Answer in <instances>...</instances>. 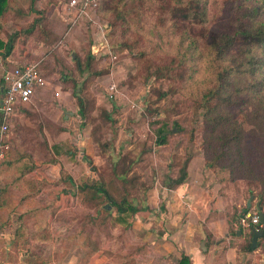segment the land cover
<instances>
[{"label":"trees","instance_id":"trees-1","mask_svg":"<svg viewBox=\"0 0 264 264\" xmlns=\"http://www.w3.org/2000/svg\"><path fill=\"white\" fill-rule=\"evenodd\" d=\"M14 0H0V36L5 31L2 21L9 12L24 10L15 4ZM218 3L223 9L221 17L209 15V8L212 4ZM95 11L105 15L109 26L113 29L123 31V47L134 52V57L140 61H146L147 54L136 49L138 41L133 44L129 42V35L144 30V21L151 11L154 27L162 29L164 34L161 37L174 38L173 56L166 65L155 63L156 73L160 77H174L178 67L183 73L180 75L183 83L188 81L187 91L189 98L196 104L195 110H202L198 113L203 118L205 128L203 134L208 135L207 141L202 144L204 164L210 169L218 182L223 186L231 187L236 194H243L246 199L253 197L255 203L264 213V174L257 178L258 182L249 179L247 175L234 177V172L244 165L253 174L254 169L251 163H246V149L249 146L245 134L248 133L244 124L239 122V116H243L244 109L250 103L254 105L253 130L262 135L264 145V0H96L92 5ZM34 12L38 14L26 26L19 28L14 33H4L7 36L5 43L0 37V55L10 54L15 41L23 36L34 35L37 30L43 31L44 19L40 10L29 9L28 13L22 11L21 18ZM46 21V20H45ZM44 32V31H43ZM47 35L46 32H44ZM170 42V41H169ZM168 42V43H169ZM1 50H4L5 54ZM135 51L139 52L138 54ZM84 65L79 64L81 71L90 68L92 57ZM142 62V61H141ZM150 64L147 62V67ZM41 68V65L39 64ZM162 70L166 72L162 73ZM202 71L201 77L195 80V76ZM153 73V72H152ZM151 73V74H152ZM169 73V74H168ZM3 84V83H2ZM192 86V87H191ZM199 88L193 92V87ZM172 89V88H171ZM178 88L172 90V93ZM167 92H162V98ZM231 107V111L222 115L221 107ZM88 105H81L84 117L87 114ZM262 110V111H261ZM152 117L156 116V110H149ZM231 112V114H230ZM227 115V116H226ZM231 115V116H229ZM162 119L156 116L151 123L159 124ZM229 122V124H228ZM176 130H184L175 122ZM219 133L211 138V134ZM173 132L164 123L157 132L156 144L166 141L167 135L164 132ZM189 141L193 142L194 130H189ZM7 141V140H6ZM212 142L217 144L213 147ZM40 146V147H39ZM39 150H46V144H39ZM33 148H35L33 146ZM263 152L258 163L264 166V147L258 149ZM152 142L145 140L143 152L137 159L123 154L114 163L112 177L107 182L104 176L98 172L96 166L92 165L97 178L92 183H84L77 186V193H85L86 201L95 209L97 214H102L104 223L110 224L114 229L128 230L132 226L136 209L129 201V191L122 184L134 167L142 170L151 162ZM30 156L26 151L11 146L0 160V175L5 180V186L0 187V220L6 226L12 212L21 210L16 216L17 226L13 230L11 245L17 246L18 240L25 238L35 242L45 243L50 241V234L46 225L27 227L23 222V215L31 213L36 219L44 218V213H53V202L46 205H39L35 201L37 191H24V186L32 184V180H26V174L35 169L34 164L23 162V158ZM236 157V163L229 168L224 160ZM191 156L186 157L178 166L175 177L167 174L166 180L169 188H175L183 183L186 177V169ZM244 166V167H245ZM251 166V167H248ZM5 175V176H4ZM241 180L242 185L236 184ZM13 181H18L20 188L25 193L17 196L15 205L9 206L3 199V195L12 188ZM137 179L132 178L133 186ZM231 184V186H229ZM90 195V196H88ZM55 211V210H54ZM93 219V218H92ZM264 230V223L262 225ZM251 231L252 229H248ZM261 242L264 241V234ZM244 251L252 250V233L242 246ZM182 264L188 263L186 256L182 257Z\"/></svg>","mask_w":264,"mask_h":264},{"label":"crops","instance_id":"crops-1","mask_svg":"<svg viewBox=\"0 0 264 264\" xmlns=\"http://www.w3.org/2000/svg\"><path fill=\"white\" fill-rule=\"evenodd\" d=\"M67 1L69 0H59L58 7L51 12L59 25L65 24L58 18L61 16L60 19L63 18L66 21ZM23 9L28 13L29 9L32 10V4ZM90 13L89 8L87 14L81 19H84L86 15L89 18ZM23 17L21 21L28 19L31 22L33 19L30 13ZM0 37L5 43L7 42L5 34H1ZM32 38L33 35L27 38L19 37L10 54L4 57L0 55V97L3 74L18 65L35 61L29 60L31 57L28 46L30 45L26 44ZM96 38L98 39L96 43L102 42L105 48L99 53L91 51L89 56L97 62L100 57L105 56L108 60H113L112 63L109 61L111 64L109 70H105L103 75H100L108 81V90L106 89L105 94L109 96L111 85L114 84L116 87L113 96L108 97L111 99L110 102H103V99H97L94 96L90 91V82L86 81L90 73L89 68L82 72L77 64L76 77L68 75L67 81L62 82L61 86L56 85L55 88L48 85L38 87L32 99L28 103L18 104L13 113L18 123L17 140L19 144H22L27 137L24 131L26 121L29 120L33 126L30 128L28 144L35 148L30 152V156L23 158V162L34 164L35 169L28 172L26 177L41 185V190L40 192L36 190L35 197L49 190L45 187H58L50 198L53 204H56L59 198L63 199L66 196L76 197V199L81 196L84 199L87 194L77 193V186L95 181L97 175L92 165L96 166L98 172L101 173L99 161L102 157L108 159L110 173L108 177L101 174L107 182L112 177L114 163L125 152L122 154L119 152L116 141L113 145L110 143L112 141L99 142L94 136L95 129L101 130L108 124L118 133L126 126L124 132L130 139L141 135L134 127V122H136L134 115L118 117L114 114L116 104L120 108L125 106L128 112L143 111L142 104L127 94L119 93L115 75L116 64L107 50V40L103 33L101 36L97 35ZM1 51L5 54L4 50ZM30 52L32 53L31 50ZM114 55L116 56L115 52ZM102 62L105 60L103 59L101 64ZM93 77L99 78V75H93ZM119 99L121 101H117ZM99 101L102 102L103 108L97 105ZM82 104L88 105L87 114H89L86 117L81 111ZM97 110L99 111L98 119L102 124L96 128L95 122H90V116L93 114L96 121L94 112ZM12 119L13 116L10 125H12ZM164 123L169 124L164 120L159 124L149 121L148 125L151 128H148L149 132L145 133V137L142 138L143 143L145 140L152 142L150 164L143 170L138 166L134 167L130 174L124 180L122 179V184L129 191V201L137 210L131 228L139 232L140 239L146 237L147 240L141 243L145 244L148 249L147 262L142 264H182L183 256L188 258L186 264H264V241L261 242V238H258L257 246L251 251H244L242 247L251 231L238 224V209L247 205V200H244L242 194H236L231 187L223 186L218 182L214 173L205 167L202 152H192L191 147L186 145L184 158L186 154L191 156L186 169V177L183 183L175 188L167 186L169 182L166 180L167 174L170 173L175 177L178 166L183 161L178 162V154H182L183 148L180 146L181 142L176 143L175 137L184 138V135L182 130L165 131L163 134L167 135L166 141L156 144L157 132ZM87 126L92 127L89 133L80 131ZM43 143L46 144L47 149L39 150L38 145ZM143 143L140 150L132 156L133 159H137L143 152ZM79 144L81 146H77ZM155 154L158 160H154ZM132 178L137 179L134 186ZM28 186L32 185L28 184ZM11 189L22 191L18 181H13ZM35 201L37 202L36 199ZM251 204L255 203L252 201ZM20 212V209L16 211L18 215ZM13 214L14 212L11 214L12 217ZM23 218L33 219V226L29 228L44 225H36L38 219L29 212L25 213ZM22 240L19 239L18 242Z\"/></svg>","mask_w":264,"mask_h":264},{"label":"rangeland","instance_id":"rangeland-1","mask_svg":"<svg viewBox=\"0 0 264 264\" xmlns=\"http://www.w3.org/2000/svg\"><path fill=\"white\" fill-rule=\"evenodd\" d=\"M14 2V6L16 4L21 8L29 7V5L32 4V8L42 12L44 19L43 31L46 32L47 35L39 29L33 35V38L30 41L28 40L26 44L30 45V47L28 46L29 55L31 57L29 60L38 61L41 65V71L46 81L45 85L55 88L56 85L61 86L62 82H66L68 75L72 77L74 75V77H76L77 64L84 65V62L90 59L86 57L91 55V47L98 41L96 37L97 35L101 36V33H103V36L107 40V50L116 53L114 63L116 64L115 75L119 93L124 95L127 94L134 100L137 99L141 102L143 111L128 112L125 106L120 108L118 104H116L117 106L114 110V114L118 117L134 115V119L136 118L134 127L139 130L141 137L136 135L135 138L133 137V139H130L124 132L127 128L126 126L122 128L121 132L117 133L114 131V128L106 124L101 130L95 129L94 131V136L99 142L112 141L110 143L113 145L116 141L118 142L117 149H119V152L121 154L125 152L124 154L132 157L142 147V138L145 137V133L149 132L148 128H151L148 125L149 121L154 120L155 117L158 116L160 119L169 123V128L174 129L175 122H177L178 125L184 129V138L175 137L176 143L181 142V144H179L183 148L181 151L182 154H178V162L184 160V150H187V148H185L186 145L191 147L192 152L203 151L202 144L204 143V139L206 143L207 137L209 136L203 134L205 124L203 118L198 115L202 110H195L196 104L189 98V94H187L188 81L183 83L181 80L180 75L183 71L177 67L175 75L172 78L155 75L157 70L155 63L160 64V66L166 65L173 56L177 55H175V48L173 46L175 39L170 37L168 40L167 37H161L164 31L154 27L151 11H149V15L143 19L145 24L144 30H140L136 34L128 36L129 42L132 44L138 41L136 49L144 51L147 54L145 59L150 64V66L147 67L146 61L141 60V62L137 57H134V52L123 47V31L121 29H113L109 26L107 17L91 7L89 18L86 15L84 19L79 17L74 22H67V20L65 21L63 18L60 19L61 16H59V21L65 23L59 25V22L56 21L57 19L54 18L51 13L58 7L59 0H14ZM222 9L223 8L218 3L212 4L209 8V15L212 19L214 17H221L223 15ZM16 11L17 13L9 12L8 15L5 16V20L1 22L5 34L14 33L19 28L26 26L29 22L28 19H23L24 21H21L22 18L20 16L24 10L20 9ZM30 14L31 18L38 15L34 12ZM70 32L71 35H69ZM135 53L138 54L139 52L135 51ZM72 55H74V57H72ZM103 59L105 62L101 64ZM91 61L92 64L89 68L90 73L86 80L91 84L90 91L97 99L101 98L103 102H110L111 99L108 98V94L106 93L107 96L105 94L108 81L106 78L103 79L100 75H103L102 73L105 70H109L111 66L109 61L112 63L113 60H108L105 56L104 58L100 57L98 62L93 58ZM164 72L166 71L162 70V73ZM201 74L202 71H200L194 79L198 80ZM93 75H99V78L93 77ZM175 88H178V91L172 93V90ZM198 88L199 86H194L193 92ZM161 91L167 92L162 98L159 97ZM103 94H105V96ZM117 101L121 100L119 99ZM97 105L101 108L102 102H97ZM151 109L156 110L155 117L150 115L149 110ZM254 109V105L250 103V105L244 109L243 116H239V122L244 124L246 130H248L245 137L247 136L246 142L249 146L246 149L247 154L246 156L244 155V159L246 163H251L252 161L251 165L253 167H248L254 169V172L250 174V171L245 165V167L243 166L238 169L236 166L234 169L238 172H234L233 175L234 177H238V179L247 175L249 179L258 182L257 178L263 179L262 174H264V166L258 163V159L263 152H259L258 149H262L264 145L262 144L263 137L259 134L260 132L256 133V131H251L253 130V123L255 122L254 113H252ZM220 110L222 111L221 114L224 115V112L231 111V107L223 106ZM98 112V110L94 112L96 121L93 114L90 116V122H95L94 124L97 125L96 128L102 124L101 120L98 119ZM12 121V125H10L6 135L9 149L11 146H15L20 148V151H26L30 154L32 150L34 151L32 145L28 144L31 134L30 128L33 127L32 124H30L29 120L26 121L24 131L27 137L22 144H19L17 140L18 123L14 115ZM90 127L91 126H87L80 131L89 133ZM189 130L195 131L193 132V135H195L193 142L188 140L190 134ZM218 133L219 130H217L215 134H211V138H214ZM216 144V142H212L213 147ZM77 146H81V144ZM102 151L104 152L103 149ZM156 159L158 160L157 154L154 155V160ZM236 159V157L232 156L229 160H224V162L231 168L235 165ZM99 165L101 173L108 177L110 173L108 159L102 157L101 161H99ZM4 179L2 175H0V187L5 186ZM25 179L28 181L32 180L28 177ZM32 181V186L29 187L27 183L24 186V191H28L30 188V191L35 189L40 192L41 185L36 184L34 180ZM236 184L241 187V180H238ZM229 186H231V184ZM45 188L49 190L35 197L37 202L41 203L42 206L50 202L51 196L54 195L53 191L58 189V187L55 188L53 186ZM24 191L12 190L11 188L8 189L3 195V199L8 204V209L9 206L15 205V202L18 201L17 196L23 195L25 193ZM86 200V198L82 199L81 196H79V199L68 196L63 199L59 198V201L53 206V209L56 210H53L51 214L50 212L44 213L42 215L44 218L37 220L36 225L44 224L48 227L51 238L49 239L50 241L45 243H38L22 238L23 240L19 241L17 246H12V233L18 224V221L15 220L17 213L15 212L13 217L11 216L6 226L2 224L3 217L0 220V264H142L147 262L146 255H148V249L145 244H141L143 241H147L146 237L140 239L139 232L132 230V228L128 230L120 228L114 229L110 224L104 223L102 214H97L90 203L87 204L89 199L88 201ZM244 200L248 201L249 199H246L244 196ZM35 220L36 219H34V221ZM23 222L28 227L33 226V219L23 218Z\"/></svg>","mask_w":264,"mask_h":264},{"label":"built area","instance_id":"built-area-1","mask_svg":"<svg viewBox=\"0 0 264 264\" xmlns=\"http://www.w3.org/2000/svg\"><path fill=\"white\" fill-rule=\"evenodd\" d=\"M96 0H69L65 7V19L74 22L87 14L88 9ZM105 48L101 42L95 43L91 51L99 53ZM113 59L114 52L108 51ZM2 95L0 97V160L9 149L6 135L10 128V120L18 104L28 103L38 87L46 84L38 61H31L12 68L3 74ZM116 92L115 85L109 87V96ZM260 209L256 204L244 205L238 209V224L247 229H260Z\"/></svg>","mask_w":264,"mask_h":264},{"label":"water","instance_id":"water-1","mask_svg":"<svg viewBox=\"0 0 264 264\" xmlns=\"http://www.w3.org/2000/svg\"><path fill=\"white\" fill-rule=\"evenodd\" d=\"M173 130L176 131V128L174 127ZM252 200H253V197H250L249 200L247 201L248 206L251 205ZM260 221H261V223H264L263 211H260ZM251 233H252V248H255L257 246V243H258V238L263 236L264 230L262 228H260V229H254L253 228L251 230Z\"/></svg>","mask_w":264,"mask_h":264}]
</instances>
